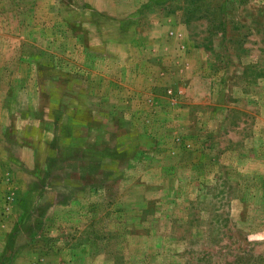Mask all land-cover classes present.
Returning <instances> with one entry per match:
<instances>
[{
  "label": "rangeland",
  "instance_id": "374dc122",
  "mask_svg": "<svg viewBox=\"0 0 264 264\" xmlns=\"http://www.w3.org/2000/svg\"><path fill=\"white\" fill-rule=\"evenodd\" d=\"M0 264H264V0H0Z\"/></svg>",
  "mask_w": 264,
  "mask_h": 264
}]
</instances>
